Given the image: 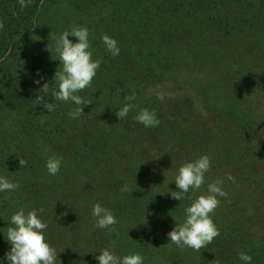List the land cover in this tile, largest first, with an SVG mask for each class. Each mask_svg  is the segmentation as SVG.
<instances>
[{
  "label": "rangeland",
  "instance_id": "1",
  "mask_svg": "<svg viewBox=\"0 0 264 264\" xmlns=\"http://www.w3.org/2000/svg\"><path fill=\"white\" fill-rule=\"evenodd\" d=\"M140 1L154 33L134 32L122 23L107 25L111 9L99 4L81 15L71 0H31L23 10L18 0H0L4 33L0 38V176L19 185L15 191L0 192V264H8L7 228L21 208L25 214L43 209L39 215L48 225L44 234L60 252L61 264L82 260L98 264L95 256L105 248L120 257L142 256L135 241L127 240L130 246L123 251L124 245L114 239L123 240L118 232L125 221L133 232H143L137 227L142 214L151 226L160 218L151 209L146 213L130 192L125 198L121 189L127 186L131 191L129 187L135 186L147 197L150 187L178 191L174 182L178 170L170 168L180 163L173 153L194 139L217 158L225 185L236 195L249 197L253 206L249 205L256 208L252 211L264 222V0ZM15 12L23 17L21 24L30 21V25L13 44L7 43L6 30ZM58 15L69 16L67 28L50 30V25L47 29L40 25L43 19L54 25ZM127 15L137 25L138 13L129 10ZM72 26L88 28L92 58L101 60L91 86L77 93L85 100L91 98V104L75 120L69 112L76 105L52 96L58 91L53 77L60 62L52 59L58 55L56 40ZM105 34L117 41L119 55L107 51L101 39ZM68 39L77 42L75 37ZM44 82L50 83L47 93L40 90ZM157 93H165V99H158ZM132 94L135 100L125 98ZM37 95L55 104L54 111L36 105ZM128 103L136 107L118 120L115 112ZM143 108L155 111L158 126L145 127L136 121ZM236 108L244 111L241 126L252 124L262 142H252L236 126ZM208 132L215 142L208 139ZM85 143L91 150L83 147ZM219 148L231 153L234 164ZM50 156L62 162L55 175L46 168ZM18 157L27 161L25 167H19ZM228 174L235 182L227 179ZM212 182L205 179L201 189L187 194L191 199L180 201L181 206L205 194ZM95 203L113 212L118 221L115 231L95 227L91 214ZM142 257L145 262L147 254ZM166 257L173 258L171 252Z\"/></svg>",
  "mask_w": 264,
  "mask_h": 264
},
{
  "label": "clouds",
  "instance_id": "2",
  "mask_svg": "<svg viewBox=\"0 0 264 264\" xmlns=\"http://www.w3.org/2000/svg\"><path fill=\"white\" fill-rule=\"evenodd\" d=\"M21 10L31 4V0H18ZM0 28L3 24L0 23ZM75 37L76 43H73L68 37ZM89 30L84 26H72L70 30H65L56 40L55 51L58 54L59 66L57 67L53 79L58 82V91H54L52 96L61 102L74 103L76 107L69 112L72 119L83 117L84 107L91 104V98L85 100L77 93L91 86L93 79L97 74V70L101 65L100 59H93L91 44L89 40ZM106 45L107 51L113 56L120 53L117 41L107 34L101 37ZM39 74V73H37ZM40 84V80L34 81ZM49 82H44L40 90L44 93L48 92ZM165 93H157V98L165 99ZM127 100H135V94L125 97ZM36 105H41L47 112L54 111L56 105L45 100L43 95H37L34 99ZM136 105L128 103L115 112L118 120L126 117L128 113ZM136 121L145 127L158 126L160 121L157 119L155 111L143 108L135 117ZM19 167H25L27 161L22 157H18ZM61 160L55 156H50L46 162V168L50 175H55L61 168ZM211 168V157L201 155L198 158L185 162L178 169L174 182L178 191H169L167 194L173 199L182 201L187 194L192 191L196 192L205 185V176ZM227 179L235 182L231 174L227 175ZM223 180L207 184L205 194L198 195L191 200L190 206L185 208V220L182 224H175V227L167 234L170 242L179 248H191L200 251L219 236V229L215 225L211 213H213L220 205L219 198H227V192L222 188ZM19 185L10 182L6 177L0 176V192L15 191ZM127 192V186L121 189ZM43 209H33L25 214L24 209L16 211L10 219L13 226L7 228L6 240L10 243V251L5 254L8 264H61L57 250L51 246L45 237L47 223L43 222L39 213ZM92 216L95 218V227L99 229H108L115 231L118 221L113 212L95 203L92 207ZM146 223V220L145 222ZM95 259L98 264H143V257L138 253L118 256L114 251L105 248L99 252ZM239 259L244 264H251L252 257L247 253H239ZM80 264H86L83 260Z\"/></svg>",
  "mask_w": 264,
  "mask_h": 264
},
{
  "label": "trees",
  "instance_id": "3",
  "mask_svg": "<svg viewBox=\"0 0 264 264\" xmlns=\"http://www.w3.org/2000/svg\"><path fill=\"white\" fill-rule=\"evenodd\" d=\"M71 3H73V7L76 8L81 15H84L85 11L91 10L98 4L100 5V8L108 6L111 11L109 14L110 19L108 21L106 20L107 25L122 23L125 27L128 29L130 28L134 32H145V30H149L154 33L153 29L155 27H153V22L142 12L141 8L143 7L141 6L140 0H71ZM129 10L138 13L137 25L132 22V19L127 15ZM13 14L14 17H11L8 21L6 35L9 36L7 43L14 44L23 33L28 31L27 27L30 25V21L27 22V24H21L23 17L18 15V12ZM53 17L54 16H52L51 22H54ZM68 22V15L63 17L58 15L54 25L45 21V19L40 22V25H45V29L50 25V30H62L67 28L66 23ZM3 34L2 28V30L0 29V38L3 37ZM142 62L145 63V61ZM67 104L68 106L70 105L69 103ZM71 107L73 108L74 106L71 105ZM234 113L233 119L236 122V126L245 130V133L252 142H262V138L257 137L254 134L252 124H249L247 127L241 126L245 119L244 111H240L236 108ZM72 124L75 125V122ZM208 139L215 142L213 133L208 132ZM83 147H88L89 150L91 145L85 143ZM219 149L227 162L229 164H234L231 153L226 154L224 150L221 148ZM173 154L178 158L180 164L176 167H171L170 170H178L185 162L194 160L201 155H208L211 157V168L206 174L205 179H209L213 182L218 179L223 180V172H221L217 165V158L212 156L210 151L206 150L205 146H203L199 140L194 139V142L190 140L188 144L181 147L179 146L177 153ZM237 169L239 168L237 167ZM248 179V177L243 178L244 181ZM246 182L248 183L249 181ZM129 188L131 191L127 192H130L131 199L137 200L140 206H145L144 209H146V213L148 212V209H151L155 212L153 215L158 219L160 218L157 220L159 223H154L153 226H151L144 223L146 216L142 214L144 218L140 219V225L137 227L143 229V232H133V228H129L131 227V224H128V222L123 219L125 223L121 226L122 228H120L121 230L118 232V235L123 240L119 242L114 239L115 243L124 245L122 249L123 251L130 246L128 243L131 242H127V240L131 239L132 241H135V247H138L141 250L142 256L147 254L146 260L143 264H182L181 261H191L190 264H244V262L239 259V253L241 252L247 253L252 257L251 264L264 263V252L261 251L263 248L262 246L264 245V222H262L255 212L252 211V208H256L252 207L253 203H250V198L246 196L242 198V196L240 197L239 195H236L234 189L230 188L229 185H225L224 181L222 188L227 192V198L220 199L219 207L210 214L215 225L219 229L220 234L211 244L207 245L200 251H195L188 247L179 248L170 242L169 237L165 238L167 233L175 227V224H182L184 222V210L188 205L181 206L180 201L175 199L173 201V198L167 194L164 188V190H161L156 187H150L151 192L149 197L144 195L140 190H137V187L135 186ZM248 190H254V185L252 184L249 186ZM127 192L122 194L125 195V198H129L127 197ZM169 197L171 198V201L169 200ZM249 203L252 206H250ZM160 225L167 230H163ZM148 226H151V230L146 232ZM133 227L135 226L133 225ZM162 238L163 240H160ZM169 242L171 244H168ZM169 252H171V255L173 256L171 260L166 257V253Z\"/></svg>",
  "mask_w": 264,
  "mask_h": 264
}]
</instances>
